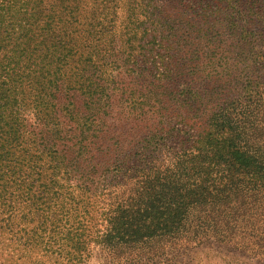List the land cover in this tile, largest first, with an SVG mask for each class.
<instances>
[{"label":"trees","instance_id":"16d2710c","mask_svg":"<svg viewBox=\"0 0 264 264\" xmlns=\"http://www.w3.org/2000/svg\"><path fill=\"white\" fill-rule=\"evenodd\" d=\"M263 79L264 0H0V231L264 261Z\"/></svg>","mask_w":264,"mask_h":264},{"label":"rangeland","instance_id":"374dc122","mask_svg":"<svg viewBox=\"0 0 264 264\" xmlns=\"http://www.w3.org/2000/svg\"><path fill=\"white\" fill-rule=\"evenodd\" d=\"M119 123L121 126L123 120H119ZM120 130L121 128L117 132ZM23 241L13 239L6 232L0 231V264H68L66 259L45 252L42 247H24ZM90 251L89 258L80 264H114L98 247H92ZM263 255L264 250L262 249V257ZM140 264H264V261L242 250L207 242L199 246L177 247L169 250L161 259L151 262L144 261Z\"/></svg>","mask_w":264,"mask_h":264}]
</instances>
